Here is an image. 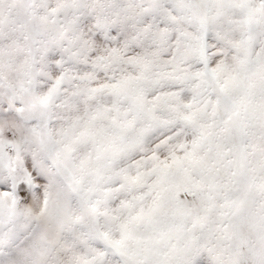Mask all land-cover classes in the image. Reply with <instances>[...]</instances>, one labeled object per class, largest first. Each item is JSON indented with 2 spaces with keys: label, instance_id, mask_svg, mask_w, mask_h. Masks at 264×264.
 <instances>
[{
  "label": "snow or ice",
  "instance_id": "snow-or-ice-1",
  "mask_svg": "<svg viewBox=\"0 0 264 264\" xmlns=\"http://www.w3.org/2000/svg\"><path fill=\"white\" fill-rule=\"evenodd\" d=\"M0 264H264V0H0Z\"/></svg>",
  "mask_w": 264,
  "mask_h": 264
}]
</instances>
